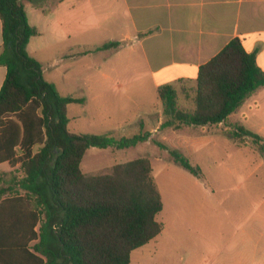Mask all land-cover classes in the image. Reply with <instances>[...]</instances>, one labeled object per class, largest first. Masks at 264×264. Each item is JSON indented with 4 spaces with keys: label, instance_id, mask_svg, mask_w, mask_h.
<instances>
[{
    "label": "trees",
    "instance_id": "trees-1",
    "mask_svg": "<svg viewBox=\"0 0 264 264\" xmlns=\"http://www.w3.org/2000/svg\"><path fill=\"white\" fill-rule=\"evenodd\" d=\"M37 3L38 0H32ZM6 74L0 88V264H130L131 254L162 231L157 215L162 196L148 157L84 173L90 147L128 149L149 132L115 138L76 133L69 127L68 106L85 98L61 94L43 77L41 62L27 46L40 35L30 24L22 0H0ZM111 41L96 48H117ZM264 71L256 52L233 38L198 71L193 111L178 107L172 85L156 92L163 104L161 128L205 127L228 118L258 89ZM225 133L238 143L253 141L264 152V138L237 123ZM174 163L197 177L201 168L179 151L168 149Z\"/></svg>",
    "mask_w": 264,
    "mask_h": 264
},
{
    "label": "rangeland",
    "instance_id": "rangeland-1",
    "mask_svg": "<svg viewBox=\"0 0 264 264\" xmlns=\"http://www.w3.org/2000/svg\"><path fill=\"white\" fill-rule=\"evenodd\" d=\"M22 2L30 24L40 31V35L30 39L27 50L41 62L44 79L56 80L61 90L89 98L91 93L88 81L93 83V80H97L99 70L136 69L133 67L135 57L130 60L126 49L119 53L95 50L112 38L118 39L121 36L124 9L116 8L115 3L101 5L99 0ZM75 46L91 51L77 59L64 57L67 50H76ZM119 74L113 77L116 82L123 84L136 79L138 81L134 83L144 84L148 80L147 77L143 78L144 70L140 66L136 74ZM259 93L236 111L235 122L264 138V96L259 97ZM116 95L117 98L109 99L112 104L128 105L121 94L116 92ZM148 98L147 101L150 100ZM141 107L137 101L131 102L127 107L130 109L129 116L140 112ZM106 110L97 101L71 104L68 112L69 127L76 133L94 134H106L117 129L118 124L109 123L105 118ZM139 132L138 125H123L119 132L112 134L119 139ZM157 137L152 138L148 146L139 144L128 149L90 147L81 162L84 173H95L137 157H148L151 161L153 176L164 204L157 215L163 228L156 238L132 252L130 264H237L232 253L237 244L230 240L236 229L232 217L247 210L248 206L237 203L236 199L246 189L243 182L251 180L250 171L241 164L252 165L260 159L258 152H255L258 146L254 144V148L250 140L251 146L244 149L237 144V140L222 131L214 135L197 134L193 141L192 138L188 140L186 145L190 144V147L187 149L185 145H176L184 148L178 149L183 156L201 168L203 176L197 177L175 164L169 151L166 152L159 145L166 144L165 132L159 133ZM182 137L190 139L188 134ZM183 138L173 139V142ZM241 151L242 155L239 153ZM1 169H7L6 165H1ZM253 176L264 181V166ZM203 181L212 184L215 190L207 192ZM212 185L209 187L212 188ZM209 215H216L218 219L210 245L201 235L202 220Z\"/></svg>",
    "mask_w": 264,
    "mask_h": 264
},
{
    "label": "crops",
    "instance_id": "crops-1",
    "mask_svg": "<svg viewBox=\"0 0 264 264\" xmlns=\"http://www.w3.org/2000/svg\"><path fill=\"white\" fill-rule=\"evenodd\" d=\"M99 2L101 5L112 2L115 3L116 8L124 9L121 18L123 26L121 36L118 39H111L120 42V45L107 50L119 53L126 49L130 60L135 57L133 67H136V69L99 70L98 79L93 80V83L88 81L91 96L89 98L83 96L82 98H85L83 104H87L89 100L97 101L101 107L107 109L105 118L108 122L119 125L117 129L106 134L113 136L112 133L119 132L123 125H138L140 132L150 133L149 139L140 144L148 146L152 138L158 139L157 135L165 132L166 144H162L168 149L179 151L180 148L182 150L184 148L176 145H185L187 149L190 147V144L186 145L188 140L192 138L193 141L197 134L214 135L219 131L225 133L227 124L236 123L235 111L230 115L227 123L205 127L178 125L161 128L164 121L163 104L156 90L161 85H172L177 92L178 107L193 111L200 66L218 54L230 40L236 37L241 39L247 52H256L257 64L264 71V0H99ZM118 18L119 15L116 21ZM1 48L0 21V50ZM75 49L67 50L64 57L77 59L91 51V49L84 51L76 46ZM139 66L144 70L143 78H148L144 84L134 83L138 79L131 80L127 84L115 81L113 75H120L121 72L136 74ZM5 74L6 68L0 66V88ZM47 81L54 83L61 94H71L61 90L56 80ZM116 92L126 99L128 105L116 106L109 101L110 98H117ZM258 92H260L259 97H263L264 87L258 89L249 98H253ZM148 96L150 100L147 101ZM133 101H137L142 107L140 112H134L131 117L130 109L127 107ZM112 106L118 109H113ZM69 125L70 119L68 127ZM187 134L190 139L182 137ZM176 138L183 140L173 142ZM250 140L249 138L245 140L246 145L238 142L237 144L246 149L251 146ZM252 146L255 148L254 143ZM255 150L260 159L255 160L252 165L241 164L250 171L251 180L243 182L246 189L236 199L237 203L248 206L247 210L232 217L236 229L230 240L237 244L232 252L237 264H264V181L258 177L253 178L254 173L264 166V153H260L258 148ZM239 153L242 155V151ZM203 184L206 185L207 192L212 193V190H215L212 184H207L206 181H203ZM209 185H212V188ZM217 222L216 215L206 216L202 220L201 235L206 238L208 245L213 239Z\"/></svg>",
    "mask_w": 264,
    "mask_h": 264
}]
</instances>
